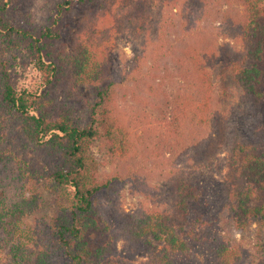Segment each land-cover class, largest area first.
Listing matches in <instances>:
<instances>
[{
    "label": "rangeland",
    "instance_id": "374dc122",
    "mask_svg": "<svg viewBox=\"0 0 264 264\" xmlns=\"http://www.w3.org/2000/svg\"><path fill=\"white\" fill-rule=\"evenodd\" d=\"M64 1L11 0L8 12L22 26L40 28L48 24L56 15L57 6ZM184 1L202 15L201 30L205 31L208 46L218 49L229 44L241 48L232 35L230 16L242 12L243 6L225 0ZM91 4H70L62 21V35L54 42L53 54L69 56L87 21L90 29L101 28L98 18L94 20L91 15ZM150 7L153 14L161 13L167 23L168 17L172 21L165 36V47L171 43L168 54L153 51L150 38L119 25L108 32L110 68L105 84L110 86L114 97L113 113L129 130L128 139L133 146L123 152L119 132L113 148L99 133L92 140L90 164L103 184L98 193L99 205L116 226L142 208L170 209L171 181L179 176V167L186 168L184 171L191 172L201 190L202 196L195 208L206 225L202 227V241L190 247V255L173 258L171 264H217V252L226 246L237 252L232 264H264V220L238 225L230 214L226 194V185L231 179L229 159L233 146L248 142L264 151V101L254 102L244 97L226 64L217 62L211 69L214 84L205 120L208 125L196 131L208 137L197 149L171 160L169 150L157 157L150 144L140 145L131 139L146 136L141 128L145 122L168 117L176 109L174 106L184 90L177 73V58L186 46L196 43L194 37L182 32L175 2L159 4L153 0ZM261 55V89L264 92V52ZM0 59L6 61L15 89L48 95L51 99L46 106L49 118L65 115L80 126L90 124L96 97L94 86L74 82L47 88L24 46L9 49L0 44ZM148 84L156 87L154 93H150ZM135 116L138 122L132 121ZM22 120L18 113L9 111L3 104L0 106V213L2 210L13 212L19 218L12 220L4 213L7 229L0 223V264H36L37 256L44 257L49 264H67V255L53 240L60 205L67 201L51 178L62 155L45 141L31 142L23 132ZM139 121L144 122L140 124ZM33 196H37L35 205L26 206ZM262 199L264 201V197ZM194 216L193 213L191 222L195 221ZM13 221H17V226L10 225ZM161 244L150 252L141 244L119 236L114 244L113 258L118 264H151L150 259ZM12 249H17L15 255Z\"/></svg>",
    "mask_w": 264,
    "mask_h": 264
},
{
    "label": "trees",
    "instance_id": "16d2710c",
    "mask_svg": "<svg viewBox=\"0 0 264 264\" xmlns=\"http://www.w3.org/2000/svg\"><path fill=\"white\" fill-rule=\"evenodd\" d=\"M10 1L0 0V44L9 49L24 46L47 88L74 82L96 88L88 126H80L65 115L52 119L46 111V106L51 103L48 95L15 89L7 63L0 59V106L3 104L9 111L21 115L23 132L31 142L45 141L62 155L61 163L52 170L51 178L67 201L60 205L53 240L67 255V264H118L113 251L119 236L141 244L150 252L162 243L150 259L151 264H171L173 258L190 255V247L202 241V227L206 225L195 208L202 193L191 172L179 167V176L172 179L170 209L142 208L116 226L99 205L98 193L103 184L91 167L89 155L91 142L98 133L110 142V148L114 147L117 132L122 136L120 146L123 152L133 146L128 139L129 130L113 113L114 97L110 86L105 84L110 68L109 30L119 25L145 35L151 39L153 51L168 54L171 43L165 47V36L172 25L170 17L167 23L161 13L153 14L150 7L153 0H66L57 6L56 15L48 24L30 28L10 17ZM154 1L159 4L175 2L182 32L194 37L196 43L186 46L177 58V73L184 90L174 106L176 109L168 117L145 122L141 128L146 136L131 139L140 145L150 144L157 157L165 154L167 149L171 152L169 158L174 160L197 149L199 143L208 137L196 131L200 126L208 125L205 120L214 84L211 69L217 62L226 64L244 97H250L249 100L254 102L264 101L259 64L264 52V0H225L243 6L242 12L229 15L232 35L238 39L241 48L224 44L218 49L208 46L205 31L201 30L203 17L193 5L189 6L184 0ZM74 2L92 3L91 15L94 20L98 18L101 28L90 29L87 21L83 25L84 30L78 34L74 51L67 57L57 56L53 54L54 42L61 37L64 15ZM147 86L150 93L156 91L154 85ZM135 118L132 121L138 122ZM139 122L142 124L144 121ZM257 148L248 142L238 143L233 146L229 159L232 172L226 185L227 202L230 214L240 226L253 220H264V151ZM197 168L200 169V165ZM36 197L27 200L26 206L32 208ZM2 212L0 223L3 229H7L4 213L12 220L18 217L13 212ZM193 213L195 221L191 222ZM10 225L17 226V221ZM12 251L14 255L17 253V249ZM36 259V264H49L42 256ZM236 259L237 252L227 246L217 252V264H232Z\"/></svg>",
    "mask_w": 264,
    "mask_h": 264
}]
</instances>
